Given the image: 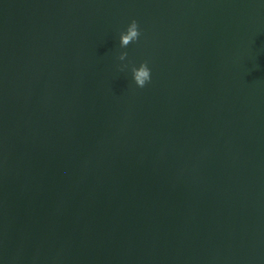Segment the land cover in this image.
Here are the masks:
<instances>
[{"label": "water", "instance_id": "obj_1", "mask_svg": "<svg viewBox=\"0 0 264 264\" xmlns=\"http://www.w3.org/2000/svg\"><path fill=\"white\" fill-rule=\"evenodd\" d=\"M0 264H264V0H0Z\"/></svg>", "mask_w": 264, "mask_h": 264}, {"label": "clouds", "instance_id": "obj_2", "mask_svg": "<svg viewBox=\"0 0 264 264\" xmlns=\"http://www.w3.org/2000/svg\"><path fill=\"white\" fill-rule=\"evenodd\" d=\"M140 31L135 19H131L126 28L119 33V44L121 48L127 47L131 42L139 38ZM127 53L120 52L119 59L125 60ZM151 69L147 63L141 62L139 65L132 66V80L137 87L143 88L151 80Z\"/></svg>", "mask_w": 264, "mask_h": 264}]
</instances>
